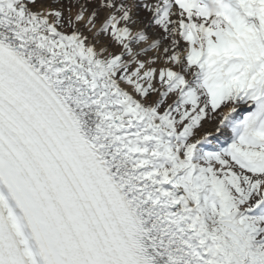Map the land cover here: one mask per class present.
Here are the masks:
<instances>
[{
    "label": "snow or ice",
    "instance_id": "obj_1",
    "mask_svg": "<svg viewBox=\"0 0 264 264\" xmlns=\"http://www.w3.org/2000/svg\"><path fill=\"white\" fill-rule=\"evenodd\" d=\"M0 264H264V0H0Z\"/></svg>",
    "mask_w": 264,
    "mask_h": 264
},
{
    "label": "bare ground",
    "instance_id": "obj_2",
    "mask_svg": "<svg viewBox=\"0 0 264 264\" xmlns=\"http://www.w3.org/2000/svg\"><path fill=\"white\" fill-rule=\"evenodd\" d=\"M205 128L208 129V130H213V125H211V124H206V125H205Z\"/></svg>",
    "mask_w": 264,
    "mask_h": 264
}]
</instances>
